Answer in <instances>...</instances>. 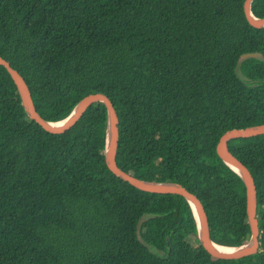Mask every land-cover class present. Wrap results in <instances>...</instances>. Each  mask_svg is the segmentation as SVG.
<instances>
[{
    "label": "trees",
    "instance_id": "16d2710c",
    "mask_svg": "<svg viewBox=\"0 0 264 264\" xmlns=\"http://www.w3.org/2000/svg\"><path fill=\"white\" fill-rule=\"evenodd\" d=\"M244 1L0 0V57L47 122L107 96L118 168L184 187L212 241L237 248L250 236L245 186L216 145L264 125V29L247 23ZM251 13L264 15V0ZM253 52L263 59H241ZM106 127L95 103L65 133L45 132L0 66V264H264V136L228 142L254 180L260 233L256 255L222 262L199 244L182 197L141 192L108 170Z\"/></svg>",
    "mask_w": 264,
    "mask_h": 264
},
{
    "label": "water",
    "instance_id": "95a60500",
    "mask_svg": "<svg viewBox=\"0 0 264 264\" xmlns=\"http://www.w3.org/2000/svg\"><path fill=\"white\" fill-rule=\"evenodd\" d=\"M254 0H245L243 3V13L247 23L254 29H264V15L257 18L251 13V4ZM260 58L263 55L258 52L244 54L241 59ZM0 66L4 67L9 74L11 80L16 86L21 105L27 117L34 121L39 127L49 134H63L70 130L95 103H101L106 108L107 127H106V143L104 150V161L108 170L117 178L127 182L133 188L150 194L156 195H176L182 197L190 206L197 228V238L201 247L205 252L216 261L231 262L247 259L256 255L259 251V224L256 217V188L254 180L249 170L229 151L228 142L235 139H248L252 137L264 136V125L247 127L244 129H232L225 132L216 145V154L219 159L232 169L241 179L245 186L246 193V216L250 230L248 242L237 248L232 253H222L217 250V244L211 239L208 218L201 201L192 193L188 192L184 187L177 183H158L143 181L130 176L129 174L118 168L116 164V152L119 140V119L115 108L111 101L101 93L89 94L81 99L73 108L72 112L64 120L60 122H47L42 119L36 112L31 93L27 87L23 77L13 68L10 63L0 57ZM144 218L138 221L136 232L140 231ZM226 248V247H225Z\"/></svg>",
    "mask_w": 264,
    "mask_h": 264
},
{
    "label": "bare ground",
    "instance_id": "6f19581e",
    "mask_svg": "<svg viewBox=\"0 0 264 264\" xmlns=\"http://www.w3.org/2000/svg\"><path fill=\"white\" fill-rule=\"evenodd\" d=\"M217 250L222 252V253H232L237 251L236 249H230V248H225V247H221V246H217Z\"/></svg>",
    "mask_w": 264,
    "mask_h": 264
}]
</instances>
